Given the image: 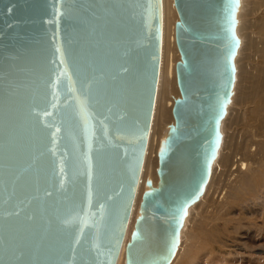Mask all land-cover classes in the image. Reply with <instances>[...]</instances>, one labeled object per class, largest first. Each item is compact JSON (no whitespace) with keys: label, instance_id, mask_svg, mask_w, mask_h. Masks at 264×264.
<instances>
[{"label":"water","instance_id":"water-1","mask_svg":"<svg viewBox=\"0 0 264 264\" xmlns=\"http://www.w3.org/2000/svg\"><path fill=\"white\" fill-rule=\"evenodd\" d=\"M228 4L173 0L179 95L126 237L162 0H0V264H115L122 247L124 264H169L222 144L241 41Z\"/></svg>","mask_w":264,"mask_h":264},{"label":"bare ground","instance_id":"bare-ground-1","mask_svg":"<svg viewBox=\"0 0 264 264\" xmlns=\"http://www.w3.org/2000/svg\"><path fill=\"white\" fill-rule=\"evenodd\" d=\"M255 11H261L258 19H256L257 17L252 18V14ZM162 12L163 48L161 50V69H159L156 89L157 104L156 107L154 104L153 123H151L144 158L142 181L139 191L137 190L138 193H136L126 237L137 214L143 183L147 172H149L147 170H150V163L152 164V171H155L157 166V159H151V154L155 146L158 148V141L160 142L161 137L166 133V129H163V127L168 123L167 120L170 119L172 121L173 119L171 106L174 98L179 94L175 76V61L179 58V52L174 38V22L177 19V11L173 5V0H162ZM237 16L239 23L236 29L241 41L235 56V81L226 114L222 118L220 125L221 130L228 123L235 124L234 129H240L241 131L245 127L243 138L252 140V142L251 145H246L245 149H243L239 146V139H235L234 133H232V137L229 133L226 136L223 133L222 144L215 161L221 163L224 173L229 171L230 165L232 170H236L231 177L232 182L224 184L225 187H222L224 191L212 188V173H214V170L212 172L211 169L201 197L190 206L189 215L181 229L180 243L169 264H230L235 259L230 261L219 252L220 250L222 251L220 248L226 246L227 242L234 243L237 246L243 245L246 248L255 246L256 248H261L262 251L264 250V245H260V240H257L259 235H264V0H240ZM251 28L257 33L259 40H257L256 36H251L253 35L251 34L250 36L254 39L253 47H247L245 40L247 36L246 30L250 31ZM241 29L245 30V34H243L244 31L241 32ZM256 42H258L257 47H255ZM173 48L175 51H173ZM253 59L258 60V64L244 63L247 60L251 62ZM242 60L243 63L241 62ZM239 61L241 65L237 64ZM156 127L160 130L158 131L159 134H157L159 136L157 137V143H155ZM229 136L231 140H229ZM234 154L235 158L228 161V158L230 156L233 157ZM215 191L220 193L219 197L222 202H216L220 207L216 210H211L215 209L214 206L209 204L212 196L216 193ZM205 206L208 208L207 212L211 210L208 214L210 217L207 222L210 223L207 224L208 228L205 226L206 217L202 219L200 215L202 226L195 220H191L196 210L202 207L206 208ZM248 221H253L251 224L256 225L254 231ZM258 221L260 223H257ZM245 228L247 231L252 229V233L256 236L255 240L251 238L253 241L249 242L248 239V241H245L247 237L240 234L241 232L245 233L242 231ZM120 253V259L118 256L119 262L117 259L115 264L117 262L118 264H124L123 247ZM249 258L244 262L245 264H264V257L249 255ZM239 264H242V262Z\"/></svg>","mask_w":264,"mask_h":264},{"label":"rangeland","instance_id":"rangeland-1","mask_svg":"<svg viewBox=\"0 0 264 264\" xmlns=\"http://www.w3.org/2000/svg\"><path fill=\"white\" fill-rule=\"evenodd\" d=\"M257 12V13H256ZM259 12V13H258ZM254 13H256V14H254ZM259 14V15H258ZM257 15V16H256ZM261 15V11H255V12H253V14H252V18L254 19V18H256V19H258V17ZM254 16V17H253ZM177 17H178V15H177ZM242 31H244L243 32V34H245V30H243V29H241V32ZM250 31H252V32H250ZM250 31L248 30H246V33H247V36H246V38H245V40H246V45H247V47H253V38L251 37V36H258L257 35V33H255L254 32V30H253V28H251L250 29ZM240 32V33H241ZM251 34H253V35H251ZM251 35V36H250ZM257 40H259L258 39V37H257ZM163 42V41H162ZM163 44V43H162ZM258 46V42H256L255 43V47H257ZM162 48H163V45H162ZM173 51H175V49L173 48ZM245 52H246V50H245ZM161 58H162V56H161ZM242 63H243V60L241 61ZM241 62L239 61V63H237V64H239V65H241ZM244 63H247V64H253V65H256V64H258V60H256V59H253L251 62H249L248 60L247 61H244ZM161 69V68H160ZM161 71V70H160ZM160 77V76H159ZM160 79V78H159ZM177 95H179V94H177ZM157 96H158V90H157ZM156 104H157V97H156V103H155V107H156ZM155 112V111H154ZM154 116V115H153ZM171 120L169 119V120H167V122L169 123ZM172 121H173V119H172ZM152 123H153V121H152ZM167 123V124H168ZM167 124H166V126L165 127H163V129H166L167 130ZM228 125V126H227ZM229 128V129H228ZM233 128V129H232ZM235 128V124L234 125H232V123H228V124H226L225 126H223L222 127V131H224L223 133L225 134V136L229 133L230 134V136L232 137V133H234V135H235V139L236 140H238L239 139V146L241 147V148H243V149H245V146L246 145H251V142H252V140H248V139H246V138H243V136L245 135V127L243 128L244 130L243 131H241L240 129H234ZM162 129V130H163ZM158 131H160V130H158L157 129V127H156V136H155V143H157V137H159L157 134H159L158 133ZM232 131V132H231ZM231 132V133H230ZM228 134V135H229ZM229 136V140H231V137ZM158 143H159V141H158ZM156 151H157V147L155 146L154 147V151L152 152V154H151V159H157V154H156ZM239 152V151H238ZM237 152V153H238ZM236 154V153H235ZM235 154L233 155V157L232 156H230L229 158H228V161H231V159L233 160L234 158H235ZM151 163H150V166H149V169L152 171V167H151ZM144 169V168H143ZM150 170H147V171H149V172H147V175H146V177L147 176H149V177H151L152 179H153V184H155L156 183V181H157V174H156V169H155V171H150ZM213 170H214V173H212V175H213V182H212V188H214V189H218L219 191H224L223 190V188L222 187H225V183L227 182L228 184H230V182H232L231 181V177L235 174V172H236V170H232V167H231V165H230V167H229V171H227V173L225 172L224 173V171H223V166L221 165V163L220 162H218V161H215L214 162V164H213V168H212V172H213ZM144 171V170H143ZM151 172V173H150ZM149 173V174H148ZM154 173H155V175H154ZM142 175H143V172H142ZM145 177V178H146ZM216 177V178H215ZM141 181H142V176H141ZM141 183V182H140ZM224 185V186H223ZM215 186V187H214ZM144 183H143V189H144ZM139 188H140V184H139ZM139 188H138V191H139ZM222 189V190H221ZM138 191H137V193H138ZM213 191V190H212ZM216 193L212 196V200L210 201V206H214L215 207V209H211V210H216L217 208H219L220 207V205L219 204H217L216 202H222V200H221V198L219 197V195H220V193L218 192V191H215ZM201 197V196H200ZM206 207V206H205ZM208 208L206 207V208H204V207H202V208H200V209H197L196 210V213H195V215L193 216V218L191 219V220H195L197 223H199L201 226H202V224H201V222H200V215L202 216L201 218L202 219H204L205 217H206V223H205V226L208 228V226H207V224H210V223H207L209 220H210V217H209V212L211 211H209V212H207L208 210H207ZM221 211V210H220ZM132 213H133V211H132ZM131 217H132V214H131ZM192 217V216H191ZM131 219V218H130ZM249 222V224L253 227V231L255 230L254 228L256 227V225H254V224H251L253 221H248ZM257 223H260L259 221L257 222ZM129 226V225H128ZM128 229V228H127ZM242 231H244L245 233L243 234V232H241L240 234L241 235H243V236H245V237H247L246 238V240L245 241H248L249 240V242L252 240L251 238H253V240H255V238H256V236L254 235V233H252V229H249V231H247L246 230V228L245 229H242ZM263 231H264V227H263ZM244 237V238H245ZM249 237H250V239H249ZM248 239V240H247ZM262 239V240H261ZM252 240V241H253ZM257 240H260V242L261 243H259L260 245H264V235L262 234V235H259V238H257ZM232 246H233V248H232ZM230 247V248H229ZM259 247H262V246H259ZM264 247V246H263ZM228 248V249H227ZM238 248V249H237ZM250 248H252V249H250ZM220 249H222V251L220 250L219 252H221L220 254L223 256V257H226L227 259H229L230 261L232 260V259H235V260H232L231 262H230V264H233L235 261V263L234 264H239L240 262H242V264H245L244 262H246L248 259H250L249 258V255H254V256H258V257H264V250L262 251V249L261 248H256L255 246L253 247V246H250L249 248H246L245 246H237L236 244H234V243H230V242H227V244H226V246H223V248L221 247ZM245 250V251H244ZM228 251V252H227ZM247 251H249V252H247ZM232 253V254H231ZM250 253V254H249ZM121 254V253H120ZM224 254V255H223ZM229 254H230V256H229ZM241 256V257H240ZM231 257V258H230ZM247 257V258H246ZM243 258H244V261H243ZM246 258V259H245ZM119 259H120V256H119ZM119 259H118V262H119ZM237 259V260H236ZM238 261V262H237ZM118 262H117V264H118Z\"/></svg>","mask_w":264,"mask_h":264},{"label":"snow or ice","instance_id":"snow-or-ice-1","mask_svg":"<svg viewBox=\"0 0 264 264\" xmlns=\"http://www.w3.org/2000/svg\"><path fill=\"white\" fill-rule=\"evenodd\" d=\"M238 2V0H229L227 12H228V17H227V23L229 24V31L232 30L234 27L235 23V4ZM238 46V40L233 36V49ZM234 55V51L232 53ZM231 58V57H230ZM167 151V148L162 149V152ZM139 234H137L138 236ZM2 243V241H0Z\"/></svg>","mask_w":264,"mask_h":264}]
</instances>
